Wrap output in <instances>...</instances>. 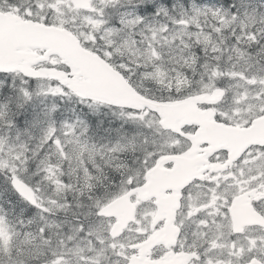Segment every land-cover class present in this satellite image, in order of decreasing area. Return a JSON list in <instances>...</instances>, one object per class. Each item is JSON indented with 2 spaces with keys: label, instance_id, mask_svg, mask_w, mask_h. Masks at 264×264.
Here are the masks:
<instances>
[{
  "label": "snow or ice",
  "instance_id": "6c2138e0",
  "mask_svg": "<svg viewBox=\"0 0 264 264\" xmlns=\"http://www.w3.org/2000/svg\"><path fill=\"white\" fill-rule=\"evenodd\" d=\"M0 264H264V0H0Z\"/></svg>",
  "mask_w": 264,
  "mask_h": 264
}]
</instances>
